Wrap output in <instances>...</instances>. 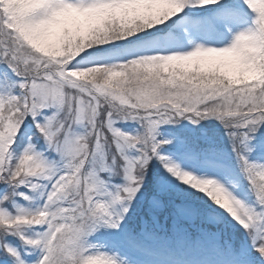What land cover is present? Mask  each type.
<instances>
[{"label": "snow or ice", "instance_id": "1", "mask_svg": "<svg viewBox=\"0 0 264 264\" xmlns=\"http://www.w3.org/2000/svg\"><path fill=\"white\" fill-rule=\"evenodd\" d=\"M0 264H264V0H0Z\"/></svg>", "mask_w": 264, "mask_h": 264}]
</instances>
